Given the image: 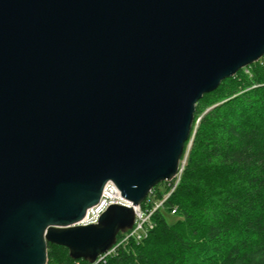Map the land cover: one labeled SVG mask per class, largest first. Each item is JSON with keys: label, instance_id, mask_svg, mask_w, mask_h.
Here are the masks:
<instances>
[{"label": "water", "instance_id": "obj_1", "mask_svg": "<svg viewBox=\"0 0 264 264\" xmlns=\"http://www.w3.org/2000/svg\"><path fill=\"white\" fill-rule=\"evenodd\" d=\"M263 55L264 0H0V264L96 263L180 172L198 100ZM108 182L129 204L83 224Z\"/></svg>", "mask_w": 264, "mask_h": 264}, {"label": "trees", "instance_id": "obj_2", "mask_svg": "<svg viewBox=\"0 0 264 264\" xmlns=\"http://www.w3.org/2000/svg\"><path fill=\"white\" fill-rule=\"evenodd\" d=\"M261 122L264 55L198 100L190 137L195 126L196 132L179 181L175 187V179L157 183L141 203L153 227L94 264H264ZM167 213L176 218L170 221ZM47 264L91 263L50 242Z\"/></svg>", "mask_w": 264, "mask_h": 264}, {"label": "built area", "instance_id": "obj_3", "mask_svg": "<svg viewBox=\"0 0 264 264\" xmlns=\"http://www.w3.org/2000/svg\"><path fill=\"white\" fill-rule=\"evenodd\" d=\"M178 175L174 178L175 179L174 187L180 179ZM112 203L129 204V201H127L125 198L121 196L120 191L117 189V187L112 182H108L104 188V191L102 193V196L99 202L93 205L92 208L90 207L89 212L87 210L88 214L85 215V218L82 221V223L88 224V223L97 222L100 215ZM135 208H136V220H135L133 228L128 230L125 233H122L123 234L122 239L117 241V244L112 248L111 251H109L106 254L100 255L98 261L104 258L107 254L114 251L119 244L126 241L128 238L134 236L137 239H141L143 235L147 233V230L153 227L154 224L152 221H150L151 217L149 216L151 215V213H144L141 205ZM146 220H148V225L146 224Z\"/></svg>", "mask_w": 264, "mask_h": 264}, {"label": "rangeland", "instance_id": "obj_4", "mask_svg": "<svg viewBox=\"0 0 264 264\" xmlns=\"http://www.w3.org/2000/svg\"><path fill=\"white\" fill-rule=\"evenodd\" d=\"M219 103H215V104H213L212 106H216V105H218ZM214 106V107H215ZM211 107V106H210ZM208 109V108H207ZM206 109V110H207ZM212 109V108H211ZM205 110V111H206ZM208 112V111H207ZM204 113H206V112H201L200 113V115H199V117L197 118V120H196V126H197V124L199 123V120L201 119V117H202V114H204ZM261 126H264V122H261ZM196 126H195V128H194V130H193V133H192V136L190 137V140H189V142H188V146L186 147V151H185V153H184V155H183V157H182V162H181V170H180V172L178 173L179 175V177L181 176V174H182V172H183V170H184V167H185V164H186V160H187V157H188V151H189V149H190V147H189V144L190 143H192L191 141L193 140V137H194V134H195V132H196ZM171 192V191H170ZM169 192V193H170ZM168 193V194H169ZM150 217H151V215H149ZM166 216H167V218L170 220V221H172V220H174L175 218H176V216H175V214H171V215H169L168 213L166 214ZM151 219V218H150ZM150 221H152V219L150 220ZM146 224L148 225V220H146ZM146 225V226H147ZM125 242V241H124ZM123 243V242H122ZM92 264V263H91Z\"/></svg>", "mask_w": 264, "mask_h": 264}, {"label": "bare ground", "instance_id": "obj_5", "mask_svg": "<svg viewBox=\"0 0 264 264\" xmlns=\"http://www.w3.org/2000/svg\"><path fill=\"white\" fill-rule=\"evenodd\" d=\"M92 208V207H91ZM90 211V208L88 209V212ZM88 212L86 214H88ZM85 218V217H84ZM84 218L81 220V222L84 220Z\"/></svg>", "mask_w": 264, "mask_h": 264}]
</instances>
